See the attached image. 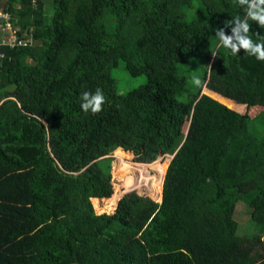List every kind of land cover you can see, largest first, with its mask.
Wrapping results in <instances>:
<instances>
[{
  "label": "trees",
  "instance_id": "1",
  "mask_svg": "<svg viewBox=\"0 0 264 264\" xmlns=\"http://www.w3.org/2000/svg\"><path fill=\"white\" fill-rule=\"evenodd\" d=\"M53 1L0 0L34 39L0 47V264H264V61L216 36L238 0Z\"/></svg>",
  "mask_w": 264,
  "mask_h": 264
},
{
  "label": "clouds",
  "instance_id": "2",
  "mask_svg": "<svg viewBox=\"0 0 264 264\" xmlns=\"http://www.w3.org/2000/svg\"><path fill=\"white\" fill-rule=\"evenodd\" d=\"M238 3L244 8V17L242 19L235 17L230 24L226 25L231 27L230 35L226 34L224 28H218L216 36L220 44L229 49L232 55H237L243 49L247 55L254 56L259 61H264V35L256 34L257 39L255 40L249 35L251 31L249 21H255L261 28H264V0H238ZM192 82L197 87L202 85L199 77L194 76ZM81 99V108L86 113L89 111L93 114L99 113L106 103V98L100 89H97L95 93H82Z\"/></svg>",
  "mask_w": 264,
  "mask_h": 264
},
{
  "label": "rangeland",
  "instance_id": "3",
  "mask_svg": "<svg viewBox=\"0 0 264 264\" xmlns=\"http://www.w3.org/2000/svg\"><path fill=\"white\" fill-rule=\"evenodd\" d=\"M53 3H54L53 0H46L45 14L48 16L49 20L52 19L55 11ZM25 35L26 36L30 35L32 43L34 42L33 33H29V30H27L25 31ZM201 60H202L201 62L196 61V63L194 64V68L196 69V71L194 73L186 72L187 75L191 74L192 76L197 77L201 74L200 73L201 70L208 67L209 63H207L204 59ZM120 65H121L120 69L116 68L117 70L114 71L115 75L119 79L120 92H124L126 90H130L132 88L138 87L139 85L147 81V77L145 75L133 76L128 72L127 69L126 71L124 70L123 67L124 63L121 62ZM181 66H183V64ZM196 73L198 74L195 75ZM258 121H260L261 123L255 124V122ZM255 122L250 125L251 129L260 138L264 137V117L259 118ZM170 157H172V155L161 156L156 162L158 161L167 162V159H170ZM150 180L154 181V179H150ZM251 211L248 208L247 204L243 201V199L237 203L235 210V218L239 223L238 234L250 236L256 232V227L251 217Z\"/></svg>",
  "mask_w": 264,
  "mask_h": 264
},
{
  "label": "built area",
  "instance_id": "4",
  "mask_svg": "<svg viewBox=\"0 0 264 264\" xmlns=\"http://www.w3.org/2000/svg\"><path fill=\"white\" fill-rule=\"evenodd\" d=\"M0 30H1V46H9L15 48L18 46H26L31 44L30 35H19L13 25L12 16L10 13L0 10ZM32 33V30H29Z\"/></svg>",
  "mask_w": 264,
  "mask_h": 264
},
{
  "label": "crops",
  "instance_id": "5",
  "mask_svg": "<svg viewBox=\"0 0 264 264\" xmlns=\"http://www.w3.org/2000/svg\"><path fill=\"white\" fill-rule=\"evenodd\" d=\"M6 0H3V2H5ZM0 39H1V30H0ZM32 44V43H31ZM29 45V44H28ZM0 47H1V43H0ZM27 62L30 63V64H34L35 61L33 58L31 57H27Z\"/></svg>",
  "mask_w": 264,
  "mask_h": 264
}]
</instances>
